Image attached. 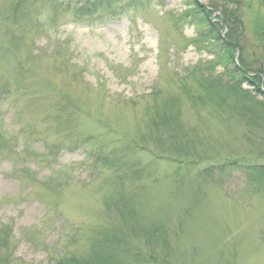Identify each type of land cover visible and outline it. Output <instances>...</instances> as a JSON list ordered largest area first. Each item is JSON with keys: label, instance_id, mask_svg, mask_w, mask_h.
I'll use <instances>...</instances> for the list:
<instances>
[{"label": "rangeland", "instance_id": "obj_1", "mask_svg": "<svg viewBox=\"0 0 264 264\" xmlns=\"http://www.w3.org/2000/svg\"><path fill=\"white\" fill-rule=\"evenodd\" d=\"M88 1L0 0V264L105 238L125 262L116 246L149 252L154 230L172 264H264V174L218 171L264 165V98L230 78L187 0L81 14ZM238 2L235 60L264 76V0Z\"/></svg>", "mask_w": 264, "mask_h": 264}, {"label": "trees", "instance_id": "obj_2", "mask_svg": "<svg viewBox=\"0 0 264 264\" xmlns=\"http://www.w3.org/2000/svg\"><path fill=\"white\" fill-rule=\"evenodd\" d=\"M112 0H89L88 4L81 9V14L85 13L86 10L90 12L92 7L97 10L104 9L107 3H110ZM209 4L201 3L199 0H187L186 7L189 9L188 15L197 22L196 26L202 29V34L204 40L208 43H213L216 47L214 50L215 57L221 61L226 66L227 73L230 78L236 84H246L252 87L254 93L258 96L264 98V76L258 74H252V72L245 67V65L236 62V57L234 51L239 48V44L234 36V27L241 24L242 17L237 14L238 0H208ZM233 9H230V7ZM214 10H219L220 21L213 22L211 20V15L214 13ZM227 27L228 32L227 36L223 37L222 29ZM233 28V29H232ZM231 29V30H230ZM261 114L264 118V99L259 104ZM264 121V120H263ZM264 129V128H263ZM240 160L228 161L223 165H220L218 171H223L225 168H237L259 172L264 174V165L261 167L251 166L247 163H240ZM125 204V202L120 201V205ZM130 216V220L134 221V218L131 215H128L125 218ZM124 217V216H123ZM124 219V218H122ZM160 233L158 230H154L147 234L148 242L151 245L158 246L161 245L160 253L155 249L156 247L150 248L149 252H142L137 248L133 247H118L119 250L126 254L125 262H121L116 259L114 253L113 243L116 241L112 238H105L103 241L97 244V247L92 251V253L87 257H77L69 256L58 260L55 264H172V255L173 252L170 246L167 244L166 239L162 236H158ZM139 234L143 235L142 232ZM161 240V241H160ZM0 243H4L1 240Z\"/></svg>", "mask_w": 264, "mask_h": 264}, {"label": "water", "instance_id": "obj_3", "mask_svg": "<svg viewBox=\"0 0 264 264\" xmlns=\"http://www.w3.org/2000/svg\"><path fill=\"white\" fill-rule=\"evenodd\" d=\"M215 15H217V13L215 12Z\"/></svg>", "mask_w": 264, "mask_h": 264}]
</instances>
